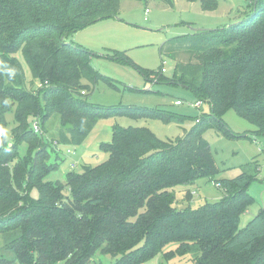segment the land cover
<instances>
[{
    "label": "trees",
    "instance_id": "1",
    "mask_svg": "<svg viewBox=\"0 0 264 264\" xmlns=\"http://www.w3.org/2000/svg\"><path fill=\"white\" fill-rule=\"evenodd\" d=\"M161 1L175 7L177 0ZM190 1L200 2L205 11L216 10L220 2ZM121 2L0 0V157L8 167L0 172V264H96L98 253L116 259L113 264H149L157 256L159 264H169L187 255H193V264H264V207L239 228L253 202L254 173L245 167L233 179H216L221 169L203 136L212 128L235 137L222 119L230 109L255 126V135H264V0H252L247 19L216 30H193L170 40L164 50L176 63L173 82L209 102V115L169 141L146 127L117 126L113 143L104 145L110 154L105 163L70 172L65 183L45 181L59 168V147L82 145L97 124L99 108L89 102L90 86L84 81L97 84L102 77L88 53L66 37L116 17ZM182 54L186 61L180 60ZM11 96L19 127L10 138L2 108ZM56 113L62 128L51 143L32 125L39 121L42 128ZM137 116L185 122L161 109ZM30 135L41 140L32 169L26 180L13 181L10 167L26 172V163L13 151L24 143L29 149ZM203 178L215 181L222 200L178 210L175 189Z\"/></svg>",
    "mask_w": 264,
    "mask_h": 264
},
{
    "label": "rangeland",
    "instance_id": "2",
    "mask_svg": "<svg viewBox=\"0 0 264 264\" xmlns=\"http://www.w3.org/2000/svg\"><path fill=\"white\" fill-rule=\"evenodd\" d=\"M252 8V0H220L214 11H205L200 2L190 0H177L175 7L168 6L161 0H122L116 17L97 22L66 37L68 44L72 43L88 53L91 67L102 77L97 84L84 81L90 86L89 102L99 108L95 114L97 124L82 145L59 147L58 150L62 152L59 168L47 174L45 181L65 183L68 173H81L85 165L98 167L105 163L110 154L104 145L113 143V132L117 126L146 127L160 139L169 141L189 131L195 125L196 118L209 115V102L203 101L201 107H196L194 104L198 101L197 95L191 89L173 82L176 63L164 50L170 40L189 35L194 29L216 30L245 20ZM187 59V55L180 56V60ZM162 67L166 71L161 75ZM27 71L30 75L29 70ZM176 100H180L182 104L176 106ZM16 109V99L12 96L7 98L2 115L3 127L10 138L14 129L19 127ZM157 109L170 111L185 122L165 124L160 119L137 116ZM130 114H135L136 117ZM222 119L235 137H226L212 128H208L203 134L221 169L216 179H233L245 167L254 173L249 186L253 202L241 216L239 228L242 229L264 207V135H255V126L233 109L227 111ZM29 121L33 123L32 119ZM61 128V118L56 113L45 120L41 134L44 139L55 143ZM40 142L41 140L30 135L29 149L24 143L18 152L13 151L17 160L26 163L24 173L20 170L15 172L13 167L9 168L13 181L26 180L32 169L31 157ZM69 149L73 153L68 154ZM24 153H27L26 156ZM1 160L3 159L0 157V172L8 169ZM174 195L175 207L184 210L187 207L199 208L206 203H217L222 200L224 193L214 180L203 178L189 188L178 186ZM33 196H38L36 189ZM3 245L0 234V254ZM174 247L172 245L166 250ZM115 261L113 257L100 253L94 258L96 264H113ZM161 262V257L157 256L149 264ZM169 264H193V255L178 257Z\"/></svg>",
    "mask_w": 264,
    "mask_h": 264
},
{
    "label": "built area",
    "instance_id": "3",
    "mask_svg": "<svg viewBox=\"0 0 264 264\" xmlns=\"http://www.w3.org/2000/svg\"><path fill=\"white\" fill-rule=\"evenodd\" d=\"M161 71H162V73H165V71H166L165 67H162ZM83 94H85V93H83ZM174 104H175L176 106H180V105L182 104V102H181L180 100H176ZM194 105H195L196 107H201L202 102H196ZM33 129H34V131H35L36 133L41 134V126H40L39 121H36V122L33 123ZM67 152H68V154L73 153L72 150H70V149H69Z\"/></svg>",
    "mask_w": 264,
    "mask_h": 264
},
{
    "label": "water",
    "instance_id": "4",
    "mask_svg": "<svg viewBox=\"0 0 264 264\" xmlns=\"http://www.w3.org/2000/svg\"><path fill=\"white\" fill-rule=\"evenodd\" d=\"M194 31H201V30H199V29H194Z\"/></svg>",
    "mask_w": 264,
    "mask_h": 264
},
{
    "label": "crops",
    "instance_id": "5",
    "mask_svg": "<svg viewBox=\"0 0 264 264\" xmlns=\"http://www.w3.org/2000/svg\"><path fill=\"white\" fill-rule=\"evenodd\" d=\"M175 5H176V2H175Z\"/></svg>",
    "mask_w": 264,
    "mask_h": 264
}]
</instances>
